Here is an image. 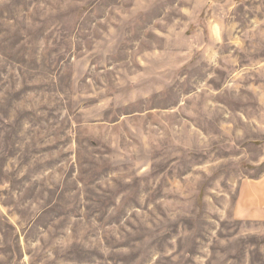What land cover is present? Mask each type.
Returning a JSON list of instances; mask_svg holds the SVG:
<instances>
[{
	"label": "rangeland",
	"instance_id": "rangeland-1",
	"mask_svg": "<svg viewBox=\"0 0 264 264\" xmlns=\"http://www.w3.org/2000/svg\"><path fill=\"white\" fill-rule=\"evenodd\" d=\"M0 264H264V0H0Z\"/></svg>",
	"mask_w": 264,
	"mask_h": 264
}]
</instances>
